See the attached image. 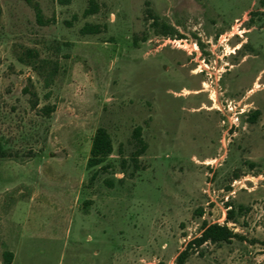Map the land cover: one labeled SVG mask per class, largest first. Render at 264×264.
<instances>
[{
    "label": "rangeland",
    "instance_id": "obj_1",
    "mask_svg": "<svg viewBox=\"0 0 264 264\" xmlns=\"http://www.w3.org/2000/svg\"><path fill=\"white\" fill-rule=\"evenodd\" d=\"M96 2L0 0V264H174L204 223L244 240L185 264H264V0ZM26 49L57 63L50 88Z\"/></svg>",
    "mask_w": 264,
    "mask_h": 264
},
{
    "label": "trees",
    "instance_id": "obj_2",
    "mask_svg": "<svg viewBox=\"0 0 264 264\" xmlns=\"http://www.w3.org/2000/svg\"><path fill=\"white\" fill-rule=\"evenodd\" d=\"M57 3L61 6H68L72 3L73 0H56ZM87 8L84 10L83 15L89 16L96 14L98 12V4L96 0H86ZM37 21L41 22V11L38 6H35ZM164 29L163 35L169 34L167 32L169 29L166 26H162ZM99 32V27L97 25H84L80 33L82 35H90V34H97ZM18 61L30 68L34 71H39L38 75L42 78L43 84L45 88H50L53 85L54 79L58 74V65L55 62L50 60L40 59L39 53L34 49H26L19 57ZM25 92H29L28 89H25ZM30 99V106L32 109H35L38 105L37 96L35 93H31ZM54 111V107L46 105L41 108L40 112L43 116L49 117L50 114ZM259 115L258 111H254L249 115V121L254 122ZM134 136L138 139L139 143L142 144V141L138 138L140 137V129H136ZM144 150L142 146L138 152L141 154ZM113 152V145L112 140L104 128H98L95 131V134L92 138L89 158L87 161V167L89 169L96 168L98 166H102L105 160L112 154ZM137 154V156H138ZM5 152L3 151L0 145V156L3 157ZM227 212H226V222H233L235 220V209L230 204L226 205ZM239 211H244L243 207H238ZM233 239L237 240H244V238L232 231L226 224L219 225L215 224H205L202 227L200 235L198 237L193 238L189 241L184 249L178 253L174 260V264H185L187 259L189 258L191 251L195 248H200L205 244H223L229 243ZM13 260V254L6 252L4 253V262L5 264H11ZM160 264V263H159Z\"/></svg>",
    "mask_w": 264,
    "mask_h": 264
},
{
    "label": "crops",
    "instance_id": "obj_3",
    "mask_svg": "<svg viewBox=\"0 0 264 264\" xmlns=\"http://www.w3.org/2000/svg\"><path fill=\"white\" fill-rule=\"evenodd\" d=\"M252 90H253V89H252ZM252 90H251V91H252Z\"/></svg>",
    "mask_w": 264,
    "mask_h": 264
}]
</instances>
